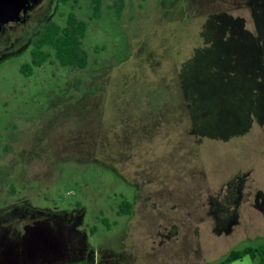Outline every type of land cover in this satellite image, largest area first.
Masks as SVG:
<instances>
[{
    "label": "rangeland",
    "instance_id": "374dc122",
    "mask_svg": "<svg viewBox=\"0 0 264 264\" xmlns=\"http://www.w3.org/2000/svg\"><path fill=\"white\" fill-rule=\"evenodd\" d=\"M119 2L77 0L83 70L25 76L29 52L0 53V264H218L264 243V0Z\"/></svg>",
    "mask_w": 264,
    "mask_h": 264
},
{
    "label": "trees",
    "instance_id": "16d2710c",
    "mask_svg": "<svg viewBox=\"0 0 264 264\" xmlns=\"http://www.w3.org/2000/svg\"><path fill=\"white\" fill-rule=\"evenodd\" d=\"M116 10L119 16L120 6L123 7L122 0H119ZM100 0H95L93 4L94 17L98 18L100 11ZM87 24L77 20L74 9L70 13L68 24L64 28L51 25L44 34L37 40L32 51V63L21 66V72L25 76H30L33 67H38L46 63L51 57H54L63 67H71L83 70L88 65V54L82 48V40L85 37ZM131 204L122 200L119 205V216L129 215ZM249 257L256 264H264V243L257 247H245L239 250H232L218 264H231Z\"/></svg>",
    "mask_w": 264,
    "mask_h": 264
},
{
    "label": "flooded vegetation",
    "instance_id": "af4514ba",
    "mask_svg": "<svg viewBox=\"0 0 264 264\" xmlns=\"http://www.w3.org/2000/svg\"><path fill=\"white\" fill-rule=\"evenodd\" d=\"M88 1L91 6L95 3V0ZM103 1L100 0L101 5ZM0 2L2 7L6 5V0ZM76 3L77 0H15L11 12L4 10V13L0 14V53L14 45H19L29 52L32 63L31 55L37 40L51 25L64 28ZM64 8H70V11L67 13L64 26H61L58 21ZM6 18L9 20H5ZM54 63L60 62L55 59Z\"/></svg>",
    "mask_w": 264,
    "mask_h": 264
},
{
    "label": "water",
    "instance_id": "95a60500",
    "mask_svg": "<svg viewBox=\"0 0 264 264\" xmlns=\"http://www.w3.org/2000/svg\"><path fill=\"white\" fill-rule=\"evenodd\" d=\"M15 0H6V5H3L2 7V3L0 2V14L4 13V10H8L9 12H11V7L14 4ZM9 7V8H8ZM5 20H9L8 18H6Z\"/></svg>",
    "mask_w": 264,
    "mask_h": 264
}]
</instances>
